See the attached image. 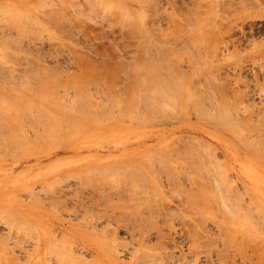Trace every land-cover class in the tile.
I'll use <instances>...</instances> for the list:
<instances>
[{
	"label": "rangeland",
	"instance_id": "374dc122",
	"mask_svg": "<svg viewBox=\"0 0 264 264\" xmlns=\"http://www.w3.org/2000/svg\"><path fill=\"white\" fill-rule=\"evenodd\" d=\"M0 264H264V0H0Z\"/></svg>",
	"mask_w": 264,
	"mask_h": 264
},
{
	"label": "bare ground",
	"instance_id": "6f19581e",
	"mask_svg": "<svg viewBox=\"0 0 264 264\" xmlns=\"http://www.w3.org/2000/svg\"><path fill=\"white\" fill-rule=\"evenodd\" d=\"M94 91V90H93ZM98 91V90H97ZM96 92V91H95ZM95 94V93H94ZM97 95V94H96ZM95 95V96H96ZM68 96V95H67ZM64 97V96H63ZM61 99H62V97H61ZM65 101V100H64ZM251 117V116H250ZM240 118V117H239ZM241 119V118H240ZM16 122V121H15ZM17 123V122H16ZM51 128H52V125L50 126ZM51 128H48L49 130L51 129ZM44 129V128H43ZM46 129H47V127H46ZM53 129V128H52ZM45 130V129H44ZM22 131V130H21ZM40 131V130H39ZM43 131V130H42ZM47 132H49L50 133V131H48V130H46ZM51 131H53V130H51ZM34 132H36V131H34ZM41 134H42V132H40ZM35 134H37V132L35 133ZM38 136V134L37 135H35L34 137H37ZM23 137V136H22ZM25 139H26V137H25ZM34 139V138H33ZM203 143V142H202ZM204 146V145H203ZM39 148V147H38ZM35 149H37V148H35ZM40 149H41V147H40ZM33 150V149H32ZM38 150V149H37ZM26 151H28V150H26ZM25 150L23 151V152H26ZM35 151V150H34ZM22 152V153H23ZM22 153H21V157H23L22 156ZM28 153V152H27ZM31 153H32V151H31ZM24 154V156H25V154L26 153H23ZM18 155H20V154H18ZM20 157V156H19ZM15 158V157H14Z\"/></svg>",
	"mask_w": 264,
	"mask_h": 264
}]
</instances>
